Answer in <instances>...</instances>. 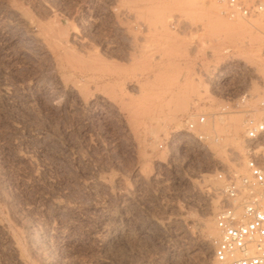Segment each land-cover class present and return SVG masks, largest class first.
Listing matches in <instances>:
<instances>
[{"label":"rangeland","instance_id":"1","mask_svg":"<svg viewBox=\"0 0 264 264\" xmlns=\"http://www.w3.org/2000/svg\"><path fill=\"white\" fill-rule=\"evenodd\" d=\"M141 1L133 5L136 0H130V8L145 11V6L144 14L136 11L143 19L154 23L171 9L172 17L183 18L167 33H161L163 18L155 19L161 22L160 27L154 23L161 33L155 31L156 37L150 24L151 38L163 39L158 37L160 43L149 51L159 56L154 55L156 60L162 58L169 76L138 88L129 82L135 69L127 68L132 74L123 71L126 78L131 76L125 82L94 84L88 76L58 68L49 49L17 19L21 12L35 26L40 15L58 13L66 28L98 18L102 26L91 32L97 47L93 51L106 53L103 62L111 68L116 63L110 54H122L125 48V38L118 40L109 26L105 9L112 0H0V87L8 98L0 102V264H209L219 236V194L213 192L219 183L205 175L210 167L203 151L191 155L183 149L161 150L159 144L183 118L213 113L226 98H247L237 113L215 123L223 130L215 127L217 133H227L226 145L233 146L243 132L246 113L258 116L264 86V7L249 17L230 18L219 0H159L170 6L164 10L157 4L163 9L160 17L153 5L157 0ZM149 4L156 8L155 18ZM64 13L71 16L69 21ZM132 25L133 32L138 30ZM140 34L138 38L150 39L149 33ZM105 39L117 40L115 48H107ZM73 83L82 84L84 93L90 87L86 103L71 88ZM253 88L259 96L249 106ZM102 94H110L122 107L102 102ZM126 105H131L128 111ZM132 108L139 115L134 109L131 114ZM175 109L179 111L173 113ZM108 225L117 229V243L103 250L97 237ZM8 233L18 256L5 243Z\"/></svg>","mask_w":264,"mask_h":264},{"label":"built area","instance_id":"2","mask_svg":"<svg viewBox=\"0 0 264 264\" xmlns=\"http://www.w3.org/2000/svg\"><path fill=\"white\" fill-rule=\"evenodd\" d=\"M225 14L249 17L252 11L263 10L261 0H219ZM247 101L226 98L213 113L193 114L180 121L160 142L161 150L183 149L196 155L203 151L207 167L205 175L219 183V207L215 223L219 236L214 240L209 264H264V86L257 111L246 113L243 132L233 146L224 143L225 137L209 129Z\"/></svg>","mask_w":264,"mask_h":264},{"label":"bare ground","instance_id":"3","mask_svg":"<svg viewBox=\"0 0 264 264\" xmlns=\"http://www.w3.org/2000/svg\"><path fill=\"white\" fill-rule=\"evenodd\" d=\"M127 1H129V2H127ZM133 1H135V0H131V2H133ZM147 2V4L148 3H151V2H153V1H147V0H144V2ZM160 1H162L163 2V0H160ZM164 1H169V0H164ZM174 2H179L180 0H177V1H175V0H173ZM182 2L183 1H185V0H181ZM129 3V6H127V3ZM138 2V0H136V2L135 3H132L133 5H135L136 3ZM140 2V1H139ZM138 2V3H139ZM154 2H156V0L154 1ZM153 2V3H154ZM170 2V1H169ZM189 2V1H188ZM168 3V2H167ZM171 4L173 3V2H170ZM186 3H187V0H186ZM186 3H184V4H186ZM130 0H112V3H110L109 4V6H107L106 7V12L108 13V15L110 16V24L111 25H109V24H107V25H109V26H112V29H113V31L115 32L114 34L115 35H117L118 36V40L119 39H121V40H123L124 38V40L125 41H123V43H124V45H125V48L122 50L123 52H122V54H120V52L119 53H117L118 55H116V54H113V52H112V54H110L109 56V60H112L113 61V64H115L113 67H111V68H108V67H106L105 66V62H103L104 60H107V59H105L107 56L105 55V54H103L104 56H99V55H96L95 53H94V48L96 47H94V43H93V41H92V39H93V37H92V30L94 29V30H101V22H100V20L98 19V18H94V19H90L89 20V22H88V20L87 21H82L81 20V22H82V24H80L81 26L80 27H75V26H72V24H73V22H72V24L70 25H68L66 28H62V26L59 24V21H58V17H59V15L57 16V14L56 13H54V14H51V13H48L47 12V14L45 15L44 14V16L42 15H40V18H39V20L37 21V24L35 25V26H33L32 24H31V22H30V20H28V19H26L22 14H21V12L19 13V14H17V19H18V21H20L21 23H23L24 24V26H25V28L27 29V31L30 33V35L32 34L33 36H35V37H37L38 38V40L41 42V44L44 46H46L49 50V52L51 53V55H52V60L54 59V61H55V63L57 64L56 66L59 68V67H61L62 69H64V70H68V71H74V72H76V73H79V74H81L82 76H88V80H90V81H94L95 83L94 84H97V83H105V82H125L126 81V79L129 77H131L130 79H129V82H130V84H135V85H137V87L139 88V87H141L142 85H144V87H145V85H152V84H155V83H157V82H161V79H162V81H163V76H169L168 75V72H166V71H164L163 70V67H162V65H163V60H160V58H159V60H156V58L154 57V55L155 54H153L154 52L153 51H149L150 49L151 50H153V47H152V45L153 44H155V42H157V40L156 39H158V37L159 36H157V38L155 39L153 36L155 35V31H157L158 32V34H159V28L158 29H156L157 27H155L154 28V26L156 25L157 26V24H159L158 26L160 27L161 25H160V23L162 24V26L165 24V28L164 27H162L163 29H165V30H163V31H161V33H164V31L167 33L170 29H171V27H173L174 25V22L176 21V23L179 21V19H180V21H182L181 20V17L183 18V16H181L180 15V13H177L176 11V13H175V15L176 14H179L181 17H176L177 19H175V17H172V14H174V9H171L172 10V12L173 13H171V10H170V12L169 13H167L168 15H165V12H163V11H161V10H163V9H160V8H162L161 6L163 5V3L162 4H160V2H159V0H157V2H156V4H153V5H155L156 7H157V10H156V8H155V6H151L152 4H149V6L151 7V9H152V7H154V9L153 10H151V9H149L150 7H148V11L150 12V11H152L153 12V14H151V16L148 14V13H146V14H148L150 17H156L158 14L160 15L161 14V12H163L164 13V15H162L163 17H161V15H160V17L161 18H163V20L161 21V22H157V21H159L161 18H159L158 16V18L156 17H154L157 21V23L155 22V19H154V23H156L155 25H154V23L152 22L153 21V19H151V18H149V19H151V20H149L148 19V17H146L147 15H145V17H146V19L144 20L143 19V16L142 17H140L139 16V14H137V13H139V12H141V14L140 15H142V12H143V14H144V12H146L147 10H146V7L144 6H142L144 9H145V11L144 10H142V11H140L141 9H140V7L138 8L137 6V8L139 9V10H136V8H135V11H134V8L132 7V8H130ZM143 4V0L141 1V5ZM157 4H158V6L160 7V8H158V6H157ZM169 4V3H168ZM175 4V3H174ZM137 5V4H136ZM140 5V4H139ZM143 5H146V4H143ZM178 5V4H177ZM188 5V4H187ZM186 5V6H187ZM132 6V5H131ZM173 6V5H172ZM171 6V8H175V6H176V4L174 5V7H172ZM141 7V8H142ZM167 7H170V6H165V4L163 5V8H164V10H166V8ZM160 9V10H159ZM167 9H169V8H167ZM155 10H156V13H157V15H155ZM159 10V11H158ZM136 11H139V12H137L136 13ZM161 11V12H160ZM181 11V10H180ZM50 12V11H49ZM158 12H160V13H158ZM66 13V12H65ZM64 13V14H65ZM162 13V14H163ZM171 13V14H170ZM64 14H62V15H64ZM67 14H69V13H67ZM67 14H65L66 16H65V18L69 21V19L71 18V16H69V15H67ZM72 14V13H71ZM61 15V16H62ZM73 15V14H72ZM178 15V16H179ZM50 17H52L51 18V20H50ZM70 17V18H69ZM152 17V18H153ZM62 18V17H61ZM91 18H93V17H91ZM179 18V19H178ZM159 19V20H158ZM77 20V19H76ZM80 20V19H79ZM148 20V21H147ZM149 23L150 21V23H149V25H148V23ZM76 23H77V21H75ZM88 22V23H87ZM165 22V23H164ZM133 23H135V25H136V27L138 28V30H139V32L141 33L142 31H144L142 34H144L145 36L147 35L148 37L150 36V39L148 38V40L145 38V39H143V37H141V38H138V36H139V32H138V30H136L135 32L136 33H139L138 35L135 33V32H133L134 30H133V27L132 26H134V25H132ZM153 23V24H152ZM179 23V22H178ZM150 24H152L153 25V27L150 25ZM181 24V23H180ZM150 26H151V28L152 29H154V31H153V34H152V31H151V28H150ZM184 26V25H183ZM188 26V25H187ZM199 26V25H198ZM135 27V28H136ZM186 27V26H185ZM136 28V29H137ZM161 28V29H162ZM188 28H189V26H188ZM111 29V30H112ZM166 30H168V31H166ZM173 30V29H172ZM188 30V29H187ZM147 33H146V32ZM92 32V33H91ZM95 32V31H94ZM155 32V33H154ZM172 32V31H171ZM161 33L159 34V35H161ZM165 33V34H166ZM94 34V33H93ZM142 34H140L141 36H142ZM158 34H156V35H158ZM104 35H106V34H104ZM151 35H153L152 37H153V39L151 38ZM156 35H155V37H156ZM144 36V37H145ZM170 36V35H169ZM106 36H104L103 37V39L105 38ZM162 37V36H161ZM161 37H159V39H161L160 41H162V39L163 38H161ZM164 37V36H163ZM36 38V39H37ZM107 38V37H106ZM174 38V37H173ZM95 39V38H94ZM117 39V38H116ZM151 42H150V41ZM156 40V41H155ZM166 40V39H165ZM167 40H169V38H167ZM171 40V39H170ZM173 40V39H172ZM95 41V40H94ZM117 41V40H116ZM116 41H113L112 39H105L104 40V43H105V45H106V47L107 48H109V49H111V48H115V43H116ZM149 41V42H148ZM160 41L159 42H157L156 44H158V43H160ZM38 42V41H37ZM118 42V41H117ZM165 42V41H164ZM94 44V45H93ZM117 44V43H116ZM155 44V45H156ZM123 45V46H124ZM127 45V46H126ZM166 45V44H165ZM171 45V44H170ZM50 46H52L53 47V49H52V47L50 48ZM177 47V46H176ZM97 48V47H96ZM166 48V47H165ZM172 48V47H171ZM108 50V49H107ZM173 50H175V47H174V49ZM100 51V50H99ZM161 51H162V49H161ZM167 51V50H166ZM171 51V50H170ZM176 51V50H175ZM48 52V53H49ZM153 52V53H152ZM176 53V52H175ZM174 53V54H175ZM177 53H179V52H177ZM119 54H120V56H119ZM108 55V54H107ZM161 55V54H160ZM167 55H168V53H167ZM170 55V54H169ZM156 57H157V55H155ZM159 57V56H158ZM157 57V58H158ZM164 58V57H163ZM162 59V58H161ZM166 60V59H165ZM111 63V62H110ZM166 63H168V62H166ZM165 63V64H166ZM170 63V62H169ZM168 63V64H169ZM177 63V62H176ZM177 64H179V62L177 63ZM167 65V64H166ZM170 65V64H169ZM173 65V64H172ZM172 65H170V67L172 66ZM128 66V67H127ZM122 67H124V69H122ZM169 67V66H168ZM60 68V69H61ZM126 68V69H125ZM127 68H129V69H131V71L133 70L134 71V69L135 70H137L138 72L137 73H135V72H133V74L135 73V75H133L132 73H131V71L129 70V69H127ZM164 68H167V67H165L164 66ZM139 69V70H138ZM126 70H129L130 71V73L132 74L131 76L129 75L127 78H126V76L124 75V73L125 72H123V71H126ZM166 70V69H165ZM168 70V69H167ZM172 71V70H171ZM127 72V71H126ZM130 73H128V74H130ZM165 73H167V75H165ZM65 74V73H64ZM78 74V75H79ZM127 74V73H126ZM66 78H68V77H66ZM65 79V78H64ZM166 79V78H165ZM74 82V81H73ZM78 82H80V81H78ZM84 82V81H83ZM164 82V81H163ZM82 83V82H81ZM72 84V83H71ZM83 84V83H82ZM80 84L82 87H83V85L85 84ZM91 84V83H90ZM140 84H142L141 86H138V85H140ZM80 85L78 84H74L73 83V85L71 86V88L73 89V90H75L76 92L78 91V93L80 94L79 95V97H80V100L83 102V103H86V101H87V95H85V93H87V91L89 90V88L90 87H88V90H86V92L84 93V90H82V92H81V89H79V88H81L80 87ZM99 85H101V84H99ZM107 85H108V83H107ZM86 86V85H85ZM91 86V85H90ZM106 86V85H105ZM110 86V85H109ZM93 87V86H92ZM95 87H98V85H96ZM125 87V86H124ZM83 88H85V87H83ZM118 88V87H117ZM112 91V90H111ZM115 91V90H114ZM119 91V90H118ZM154 91V90H153ZM89 92V91H88ZM101 92H102V90H101ZM142 92V91H141ZM147 92V91H146ZM156 92V91H155ZM100 93V92H99ZM102 93H104V92H102ZM107 93V92H106ZM158 93V92H157ZM250 93V92H249ZM89 94V93H88ZM110 94H111V92H110ZM110 94H107V95H110ZM141 94V93H140ZM107 95H101V97L103 98L102 100V102H113L114 104H115V102H117L115 99L113 100V98L112 97H109V96H107ZM112 95H114V94H112ZM142 95V94H141ZM143 95H146V94H143ZM152 95V94H151ZM124 96V95H123ZM139 96V95H138ZM155 96V95H154ZM258 92H257V90H256V92L254 91V88H253V91L250 93V104H249V106L250 105H252V106H254L253 104L258 100ZM140 97V96H139ZM149 97V96H148ZM144 98V97H143ZM6 99H8L7 98V95H6V88L5 87H0V102H4ZM146 99V98H145ZM121 100H123V99H121ZM120 100V101H121ZM130 101V100H129ZM137 101V100H136ZM141 101V100H140ZM139 101V102H140ZM259 101V100H258ZM133 102H134V105H135V101H132V104H133ZM118 103V102H117ZM122 103V102H121ZM143 103V102H142ZM146 103V102H145ZM119 104V103H118ZM129 104H131V103H129ZM120 105V104H119ZM142 105V104H141ZM144 105V104H143ZM148 105V104H147ZM121 107H122V105H120ZM131 105H129L128 107H127V105H126V108H125V110H127V109H129V107H130ZM139 106L140 105H137V107L139 108ZM151 106V105H150ZM180 106V107H179ZM135 107V106H134ZM153 107V106H152ZM178 107L180 108V109H182V106H181V104L180 105H178ZM178 107H177V109H178ZM131 108V107H130ZM140 108H142V107H140ZM143 108H145V107H143ZM160 108V107H159ZM134 108H132L131 109V114H132V110H133ZM151 109V108H150ZM135 110V109H134ZM133 110V111H134ZM137 110H139V109H137ZM144 110V109H143ZM142 110V111H143ZM156 110V109H155ZM162 110V109H161ZM123 111V110H122ZM121 111V112H122ZM128 111V110H127ZM127 111H125V112H127ZM140 111V110H139ZM138 111V112H139ZM176 109L173 111V113L175 112L176 113ZM179 111V110H178ZM177 111V112H178ZM130 112V111H129ZM128 112V113H129ZM138 112L135 110V113H136V115H139L138 114ZM148 112H150V110L148 111ZM153 112H155V111H153ZM152 112V113H153ZM140 113V112H139ZM161 113H162V111H161ZM131 114H129V115H131ZM143 114V113H142ZM163 114V113H162ZM154 115V114H153ZM229 116V115H228ZM227 116V117H228ZM132 117H133V115H132ZM141 117V116H140ZM163 117V116H162ZM227 117H225V118H220V119H218V120H216V121H226V119H227ZM258 117H259V115H258ZM165 118V117H164ZM170 119V118H169ZM216 121L213 123V124H210L209 125V128H210V130L212 129H214L215 127H217L216 125H219V124H215L216 123ZM241 121V120H240ZM240 121H238L239 123H240ZM231 123V122H230ZM233 124V123H232ZM232 124H231V126H232ZM235 125H236V123H235ZM234 125V126H235ZM221 126H224V125H221ZM229 126H230V124H229ZM236 126H239V124L238 125H236ZM235 126V127H236ZM218 127H220V126H218ZM217 127V128H218ZM226 127H227V125L224 127L225 129H226ZM233 127V126H232ZM231 127V128H232ZM235 127H233V129L235 128ZM239 128H241V127H239ZM224 129V130H225ZM216 130V129H215ZM220 130H222L221 129V127H220ZM219 130V131H220ZM229 131H230V128L228 129ZM227 129H226V132H228V135H229V131H228ZM223 131V130H222ZM217 132V131H216ZM219 133H222V132H219ZM223 133H225V132H223ZM226 136H227V133L225 134ZM224 135V137L226 138V136ZM230 136H231V134H230ZM230 136H228V137H230ZM227 137V138H228ZM237 138V137H236ZM235 138V139H236ZM234 139V140H235ZM226 141V140H225ZM227 142H228V140H227ZM228 146H230V145H228ZM208 190V189H207ZM205 192V191H204ZM210 192V190L208 191V193ZM213 192H214V195H216L217 194V192H216V188H214L213 189ZM207 193V194H208ZM211 193V192H210ZM210 195V194H209ZM211 196V195H210ZM60 205V204H59ZM60 207H62V206H60ZM58 208H59V206H58ZM65 208V207H64ZM60 209V208H59ZM114 220V219H113ZM112 223V222H111ZM111 223H109V224H111ZM114 223V222H113ZM106 224V223H105ZM108 224V223H107ZM208 224V223H207ZM113 225V224H112ZM48 226V225H47ZM47 226H45V229L46 230H48V228L49 227H47ZM65 226V225H64ZM109 226V225H108ZM206 226V225H205ZM209 226V225H208ZM53 227V226H52ZM61 227V226H60ZM67 227V226H66ZM104 227H105V225H104ZM113 227H114V225H113ZM113 227H106L105 229H104V231L102 232V234H100L99 235V237H97V239H99L100 240V246H101V248L104 250V249H106V248H108L109 246H111L112 244H114V243H117V241H115V239H116V237L114 238L113 237V235H114V233H115V231L117 230L116 228H113ZM51 228V227H50ZM206 228H208V227H206ZM210 228V227H209ZM63 229V228H62ZM11 230V229H10ZM58 230V229H57ZM56 230V231H57ZM66 230V229H65ZM12 231V230H11ZM55 232V231H54ZM61 232H63V231H61ZM8 235V239H6V240H8L7 242H5V243H7V246L9 247L8 249H11V251L13 250V252H15V254L14 255H16L17 253L16 252H18L17 251V247H16V243L14 242V240L12 239L13 237L8 233L7 234ZM93 235V234H92ZM15 239H16V237H15ZM30 239V238H29ZM117 239H118V237H117ZM115 241V242H114ZM7 246H6V248H7ZM98 246V245H97ZM99 246V247H100ZM32 247V246H31ZM98 247V248H99ZM5 249V248H4ZM102 250V251H103ZM101 251V250H100ZM11 254H12V252H10ZM11 254H9V255H11ZM20 255V254H19ZM17 256H18V254H17ZM15 257V256H14ZM17 259H18V257H16ZM19 260V259H18ZM20 262V261H19ZM22 263V262H21ZM24 264V263H23Z\"/></svg>","mask_w":264,"mask_h":264}]
</instances>
